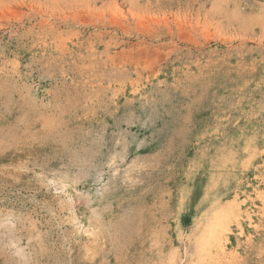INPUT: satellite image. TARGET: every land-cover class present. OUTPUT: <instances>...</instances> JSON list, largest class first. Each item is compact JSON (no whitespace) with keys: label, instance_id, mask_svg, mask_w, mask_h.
Masks as SVG:
<instances>
[{"label":"rangeland","instance_id":"1","mask_svg":"<svg viewBox=\"0 0 264 264\" xmlns=\"http://www.w3.org/2000/svg\"><path fill=\"white\" fill-rule=\"evenodd\" d=\"M0 264H264V0H0Z\"/></svg>","mask_w":264,"mask_h":264},{"label":"bare ground","instance_id":"2","mask_svg":"<svg viewBox=\"0 0 264 264\" xmlns=\"http://www.w3.org/2000/svg\"><path fill=\"white\" fill-rule=\"evenodd\" d=\"M219 219H220V218H219ZM215 223H216V222H215ZM221 224H222V223H221ZM221 224H220V226H221ZM218 225H219V224H218ZM212 226H213V225H212ZM216 226H217V224H216ZM220 226H219V227H220ZM222 226H223V225H222ZM222 226H221V227H222ZM225 230H227V229H225ZM216 233H217V232H216ZM206 234H207V233H206ZM212 234H214V233H212ZM242 234H243V233H242ZM210 235H211V234H210ZM208 236H209V234H208ZM212 236H213V235H212ZM206 238H207V237H206ZM209 238H210V237H209ZM210 239H211V238H210ZM212 239H213V238H212ZM213 240H214V239H213ZM203 241H205V240H203ZM215 241H216V239H215ZM208 242H209V241H208ZM210 242H211V241H210ZM208 244H209V243H208ZM225 246H226V245H225ZM222 248H223V247H222Z\"/></svg>","mask_w":264,"mask_h":264}]
</instances>
